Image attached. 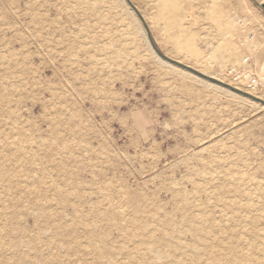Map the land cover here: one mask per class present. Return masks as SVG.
I'll use <instances>...</instances> for the list:
<instances>
[{"label":"rangeland","instance_id":"obj_1","mask_svg":"<svg viewBox=\"0 0 264 264\" xmlns=\"http://www.w3.org/2000/svg\"><path fill=\"white\" fill-rule=\"evenodd\" d=\"M86 1L0 0V133L31 136L20 146L35 165L6 137L0 162L43 181L27 196L0 173V264H104L73 249L86 228L124 264L122 219L98 217L110 205L145 211L139 236L168 247L141 264H194L220 238L254 246L264 263V91L243 87L247 75L264 77L246 63L264 60V18L250 0ZM40 196L53 200L44 212ZM199 214L210 232L187 223Z\"/></svg>","mask_w":264,"mask_h":264},{"label":"bare ground","instance_id":"obj_2","mask_svg":"<svg viewBox=\"0 0 264 264\" xmlns=\"http://www.w3.org/2000/svg\"><path fill=\"white\" fill-rule=\"evenodd\" d=\"M77 1V0H76ZM86 1V0H85ZM88 1V0H87ZM87 1H86V3H87ZM83 3H84V1H83ZM83 3H81L80 2V4H82V5H84ZM90 4V3H89ZM91 5H92V3H91ZM87 6V5H86ZM76 7H78V6H76ZM81 7V6H80ZM90 7V6H89ZM82 8V7H81ZM84 9H86L87 10V7L86 8H84ZM83 9V10H84ZM89 10L91 9V7L90 8H88ZM82 10V11H83ZM85 10V11H86ZM80 12H81V10H79ZM88 11V10H87ZM75 12V11H74ZM84 12V11H83ZM87 13V12H86ZM88 13H89V11H88ZM85 14V13H84ZM120 52V51H119ZM15 55V54H14ZM13 55V56H14ZM16 56V55H15ZM17 58V57H16ZM16 58H15V60H16ZM15 60H7V62H8V64L10 65L11 63V66L13 65V64H15V63H18V62H16ZM22 61H23V59H21ZM6 61V60H5ZM8 64L6 65V67L8 66ZM19 64V63H18ZM17 65V64H16ZM20 65H22V62H21V64ZM18 66V67H17ZM16 67L17 68H19V65H17ZM8 67H10V66H8ZM15 67V66H14ZM21 67V66H20ZM12 68H10L9 70H11ZM19 70H21V69H19ZM24 70V69H23ZM8 71V70H7ZM12 71V70H11ZM20 73V72H19ZM6 74V73H5ZM13 74H15V73H11L10 71H8L7 72V75L9 76L8 78H15V79H17L18 77H15ZM19 75V74H18ZM17 75V76H18ZM22 75V74H21ZM21 75H19V76H21ZM24 79V78H23ZM19 85H20V83H19ZM1 89H3V88H1ZM13 89V88H12ZM3 91V90H2ZM13 92V91H12ZM15 93V92H14ZM8 98V97H7ZM5 96H3L2 95V97H0V103L2 102V103H4V104H6L5 102H7L8 101V99H7ZM7 109V108H6ZM9 118H10V116H9ZM66 122V121H65ZM4 125H6V123L4 124ZM17 131V130H16ZM14 132L13 130H12V133H15V136L14 137H11L12 135L10 134V131L9 132H3L4 134L3 135H1V133H0V139H3V140H5V137L7 138V140L8 139H11V142H10V146L11 147H13V149H14V152L12 153L11 152V154L14 156V157H17V160L19 159L21 162L22 161H27V163H29L30 165H32L33 166V164H34V162L32 163V160H33V157H31V156H29V154L25 151V149L23 148V147H21L20 145L22 144V143H24V142H29L32 138H31V136H23V134H22V132L20 131V132ZM7 134V135H6ZM11 135V136H10ZM73 135V134H72ZM1 136H3V138L1 137ZM6 140V141H7ZM1 142L2 141H0V144H1ZM4 143H6V142H4ZM6 145V144H5ZM3 146V145H2ZM1 153V152H0ZM4 154V153H3ZM66 154V153H65ZM68 155V154H67ZM4 157H5V155H4ZM3 157V158H4ZM13 158V157H12ZM11 159V158H10ZM0 160H1V158H0ZM16 160V161H17ZM62 163V162H61ZM64 164V163H63ZM7 165V164H6ZM35 165V164H34ZM57 166V165H56ZM63 166V165H62ZM61 166V167H62ZM31 167V166H30ZM34 167V166H33ZM33 167H31V168H33ZM21 169H23V166L21 165V163L19 162V163H16L15 162V164L14 165H10V166H4V164H2L1 162H0V173L2 174H6V176L8 177L7 178V182L9 181V180H11V179H13V178H15V180H14V182L13 183H15V185L17 186V187H22V190H21V192L23 193V194H26L27 196L29 195V194H31V189H35V188H37V187H41V184H42V178L41 177H37L36 175H34L33 173V171H32V175H28V173H25L24 175H23V173H22V171H21ZM32 170V169H31ZM60 170V169H59ZM62 170V169H61ZM64 170V169H63ZM24 171V170H23ZM25 172H27V170L25 171ZM28 172H30L31 173V171H28ZM21 173V174H20ZM4 177V176H3ZM69 178V177H68ZM50 182V181H49ZM52 183V182H51ZM44 184H45V182H44ZM48 185V184H47ZM49 185L50 186H54V184L52 183V184H50L49 183ZM73 186V185H72ZM56 187V186H55ZM65 187V186H64ZM31 188V189H30ZM60 188V187H59ZM59 188H56L57 190H56V193H55V196L57 197V199H60L61 197H63V195H64V193H62V191H61V188L59 189ZM34 189H33V192H34ZM41 189V188H40ZM55 189V188H54ZM4 190V189H3ZM37 190V189H36ZM6 191H9L8 189L6 190ZM5 191V192H6ZM103 191V190H102ZM37 192V191H36ZM111 192H112V190H111ZM9 193V192H8ZM106 193V192H105ZM39 194V193H38ZM43 194V193H42ZM66 194V193H65ZM119 194H120V192H119ZM121 194H122V192H121ZM23 199H25V197L23 198ZM56 199V198H55ZM105 199H107V198H105ZM121 199H123V200H125V201H127V197L125 198V196H121ZM33 200H35L34 201V203L37 205V207L39 208V209H41V211L42 212H44V210H42V209H44L45 208V206H47V205H49V204H51L52 202H50V201H53V200H50V199H48L47 198V196H45V197H36L35 199H33ZM32 200V201H33ZM61 200V199H60ZM63 200V199H62ZM122 200V201H123ZM20 201H21V198H16L15 200H14V202H12V205H14V204H18V203H20ZM56 201V200H55ZM24 202V201H23ZM63 202V201H62ZM32 203V202H31ZM55 203V202H54ZM33 204V203H32ZM56 205V204H55ZM141 206H142V204H141ZM263 206V208L261 209V211L264 213V205H262ZM14 207V206H13ZM140 207V206H139ZM245 207V206H244ZM136 208H138V207H136ZM142 208V207H141ZM140 208V209H141ZM260 208V207H259ZM117 208H113V206L111 207V205H110V208H108V211H106V212H104V213H100V214H97V216L98 215H100V216H98V217H106V216H110L111 214H113L114 213V215H116V214H118V216L122 219V222L121 223H119V224H115V226H116V228L118 229V231L120 232V235H121V239H124L126 242H130L131 243V248H127L125 251H123V255H122V252H121V255L123 256V259L125 260L124 262V264H141V262H143V260H145L144 258H146L145 256H148L147 255V253L149 252V253H151V254H157V250L159 251V248L161 247V249H162V247L163 248H168V247H164V246H162V244L160 243V242H162V241H160V240H158V239H155V240H153V238L152 237H143V236H139L140 235V233H141V231L143 230V225H142V221L139 219L140 217L142 218V216L141 215H144L146 212L145 211H137V209H134L135 211L133 212V214H131V216H129L128 214H126L124 211H117L116 210ZM234 209V208H233ZM232 209V210H233ZM238 209H240V208H238ZM246 209V208H245ZM75 210V209H74ZM93 210V209H92ZM235 210H236V207H235ZM256 210H258V208L256 209ZM40 211V212H41ZM76 211H78L77 209L75 210V214H74V218H79V216H81L79 213V211L78 212H76ZM98 211V210H97ZM237 211V210H236ZM38 212H39V210H38ZM39 212V213H40ZM94 212V211H93ZM99 212V211H98ZM229 212V211H228ZM92 213V212H91ZM154 219L156 218L155 217V215H154V213H149ZM202 214V213H201ZM201 214H199V216L201 215ZM43 215V214H42ZM193 215V214H192ZM192 215H190L191 216V219H189L188 218V222L187 223H191V226H192V229H193V232H195V233H203V232H201V231H203L204 230V227H207V226H209V220L206 218V217H204L205 216V214L204 215H201L200 217H193L192 218ZM232 215H233V213H232ZM151 216H150V218H151ZM228 216V215H227ZM96 217V216H95ZM242 217V216H241ZM240 217V218H241ZM108 218H110V217H108ZM103 219V218H102ZM107 219V218H106ZM231 219H232V217H231ZM233 219H236L235 217L233 218ZM251 219V218H250ZM249 219V220H250ZM105 220V219H104ZM186 220V219H185ZM184 220V221H185ZM106 221V220H105ZM183 221V222H184ZM232 221V220H231ZM237 221V220H236ZM243 221V220H242ZM242 221H240L241 223H242ZM253 221V220H252ZM251 220H250V222H252ZM4 222V221H3ZM81 222V221H80ZM148 222V221H147ZM152 222V221H151ZM233 222V221H232ZM231 222V223H232ZM235 222V221H234ZM233 222V223H234ZM250 222H248V223H250ZM153 223V222H152ZM151 223V224H152ZM161 223L162 224H165V223H167L166 222V220H162L161 221ZM185 223V222H184ZM247 223V224H248ZM244 224V223H243ZM251 224V223H250ZM246 226V225H245ZM250 226V225H249ZM253 226V225H252ZM188 227H190V226H188ZM243 227V226H242ZM247 227V226H246ZM147 228H148V226H147ZM187 228V227H186ZM208 229H209V227H207ZM211 228V227H210ZM6 229H7V227H6ZM190 229H191V227H190ZM192 229L190 230V231H192ZM217 229V228H216ZM87 230H90V231H87ZM188 230V229H187ZM205 230H207V229H205ZM241 230V229H240ZM189 231V230H188ZM209 232H210V229L208 230ZM261 231V230H260ZM73 232V231H72ZM206 232V231H205ZM208 232V233H209ZM217 232V231H216ZM254 232V231H253ZM192 233V232H191ZM208 233H206L207 235H208ZM212 233V232H211ZM210 233V234H211ZM255 233V232H254ZM263 233H264V231H263ZM0 234H1V231H0ZM209 234V235H210ZM197 235V234H196ZM214 235V234H213ZM99 236H101V235H99ZM98 235H97V233L96 234H94V232L91 230V229H85V231H84V239H85V243L83 244V243H79V242H76L75 243V245L73 246V249L76 247L77 249L79 248V249H83L87 254H88V256L90 255L92 258H94L96 261H100L101 262V260L102 259H105V261H104V264H111V257H108L107 255L109 254V248L107 247V244H106V241H104L105 239L104 238H102V237H99ZM193 236V235H192ZM198 236V235H197ZM201 236H203V235H201ZM205 236V235H204ZM196 237V236H195ZM194 237V238H195ZM199 237V236H198ZM203 238V237H202ZM258 238L259 239H261V240H264L263 238V236H262V234H258ZM198 240H199V238H197ZM205 239L206 238H204L203 240L205 241ZM209 239V238H208ZM255 239V238H254ZM156 240H158V241H156ZM245 240V239H244ZM260 240V241H261ZM124 241V242H125ZM53 240H52V244H53ZM245 242H247V241H245ZM262 242V241H261ZM260 242V243H261ZM164 243V242H163ZM169 243V242H168ZM207 243V242H206ZM212 243H213V241H212ZM219 244H216V245H211V244H206V245H204V246H202V249H201V251H202V253H197L196 252V254H194L195 256L192 258V259H190L189 261H191L192 263H194V264H201V261H199V257H200V254H204L207 258H209V259H212V263H210V264H215V262H218V264H264V263H261V261H260V259L256 256V254H255V252H254V250L256 249H254L253 247H252V245L251 246H246L245 248H240V249H238V250H236L235 249V246H234V244H232V243H230V242H227L226 241V239H221L220 238V240H219V242H218ZM236 243V242H235ZM243 243V242H242ZM257 243V242H256ZM259 243V242H258ZM54 244H56V242L54 243ZM165 244H167V242L165 243ZM179 244V243H178ZM185 244V243H184ZM179 244V247H181L180 248V250H182V249H189V250H191V251H193L194 249H196V248H194L193 246H190V245H188V244ZM191 244V243H190ZM240 244V243H239ZM264 244V243H263ZM14 245V244H13ZM57 245V244H56ZM167 245H171V243H169V244H167ZM181 245V246H180ZM236 245V244H235ZM242 245H244V244H242ZM17 245L15 244V246L14 247H16ZM198 246H199V244H198ZM245 246V245H244ZM9 247V246H8ZM13 247V248H14ZM53 247H55V246H53ZM170 247V246H169ZM174 247V246H173ZM237 247V246H236ZM243 247V246H242ZM10 248H12V247H10ZM58 248V247H57ZM75 248V249H76ZM258 248V247H257ZM55 249H56V247H55ZM70 249V248H69ZM72 249V248H71ZM160 249V250H161ZM174 249H177L178 250V248L175 246V248ZM166 251V250H165ZM165 251H164V253H165ZM197 251H199L198 250V248H197ZM120 252V251H119ZM160 252V251H159ZM169 252H171V251H169ZM200 252V251H199ZM168 253V252H167ZM167 253H165V254H163V258H164V255H166ZM194 253H195V250H194ZM118 254L120 255V253H118V252H114L113 253V256H118ZM155 254V255H156ZM199 254V255H198ZM170 255V254H169ZM157 257L156 258H160V256H159V253H158V255H156ZM159 256V257H158ZM174 257L173 256V251L171 252V255H170V257ZM199 256V257H198ZM201 257H202V255H201ZM206 257H205V259H206ZM106 258L107 259H109V260H107L106 261ZM113 258V257H112ZM150 259V258H149ZM161 259H162V255H161ZM176 259V258H175ZM159 260V259H158ZM108 261H110V262H108ZM153 263V262H152ZM156 264V263H155ZM202 264H205V262H202ZM217 264V263H216Z\"/></svg>","mask_w":264,"mask_h":264},{"label":"crops","instance_id":"obj_3","mask_svg":"<svg viewBox=\"0 0 264 264\" xmlns=\"http://www.w3.org/2000/svg\"><path fill=\"white\" fill-rule=\"evenodd\" d=\"M251 3L255 6L258 14L264 18V0H250ZM252 71H261L264 74V60L262 58L255 59H248L246 62Z\"/></svg>","mask_w":264,"mask_h":264},{"label":"built area","instance_id":"obj_4","mask_svg":"<svg viewBox=\"0 0 264 264\" xmlns=\"http://www.w3.org/2000/svg\"><path fill=\"white\" fill-rule=\"evenodd\" d=\"M237 77L240 78L239 76H237ZM247 78L248 79L246 80V83L243 85V87L247 91L252 92V93L264 91V77H258V76H254V75L248 76L247 75Z\"/></svg>","mask_w":264,"mask_h":264},{"label":"water","instance_id":"obj_5","mask_svg":"<svg viewBox=\"0 0 264 264\" xmlns=\"http://www.w3.org/2000/svg\"><path fill=\"white\" fill-rule=\"evenodd\" d=\"M161 57H163V56H161ZM164 59H166V58H164ZM166 60H167V59H166ZM184 68H185V69H188L190 72H192L193 74H195V75H197V76H199V77H201V78H204V79H208V80L213 81L212 79L207 78V77H205V76H203V75H201V74L195 72L194 70H191V69L188 68V67H185V66H184ZM251 98H252V99H255L254 97H251Z\"/></svg>","mask_w":264,"mask_h":264}]
</instances>
